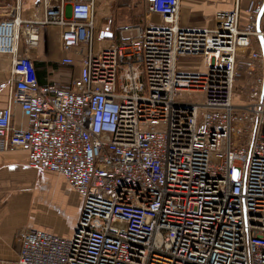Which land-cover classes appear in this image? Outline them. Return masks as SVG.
<instances>
[{"label":"built area","instance_id":"obj_1","mask_svg":"<svg viewBox=\"0 0 264 264\" xmlns=\"http://www.w3.org/2000/svg\"><path fill=\"white\" fill-rule=\"evenodd\" d=\"M145 2L160 22L124 24L107 45L96 0H38L35 19L21 0L0 6V152L24 151L82 197L71 237L22 229L0 264H264V0H236L212 28L178 24L180 0ZM48 26L59 64L79 66L69 86L38 82Z\"/></svg>","mask_w":264,"mask_h":264},{"label":"crops","instance_id":"obj_2","mask_svg":"<svg viewBox=\"0 0 264 264\" xmlns=\"http://www.w3.org/2000/svg\"><path fill=\"white\" fill-rule=\"evenodd\" d=\"M16 0H0V6L6 3H15ZM236 0H180L178 11V24L187 27L212 28L215 25V13L219 10L232 9ZM249 0H239L242 9ZM38 0H21V17L35 19L41 13V5ZM132 12V13H131ZM4 8H0V19L3 17ZM139 15L143 22H160L155 14H147L141 10L129 9L125 11L112 12L105 5L97 4L95 8L94 23L97 34L110 32L111 36L102 45H107L118 37V29L135 20ZM137 19V18H136ZM137 22V21H136ZM142 22V23H143ZM104 23V24H103ZM57 33L59 29L48 26L42 31V36L37 49L43 51L36 55L31 52L34 62H44L45 84H56L60 81H67L74 78L79 70L75 64L70 68L66 78L56 79L55 67L41 43L47 32ZM99 43V42H97ZM101 44V43H100ZM60 49V48H59ZM21 50L23 48L21 47ZM61 51V50H60ZM59 57L64 54L62 51ZM58 62L59 63V59ZM179 66L182 68L203 69L202 60L179 59ZM11 68V58L8 55L0 54V81L8 78ZM43 84V85H45ZM69 86V85H68ZM7 104L6 92L0 94V108ZM15 127L23 123L26 125V118L17 112ZM82 197L66 181L65 177L57 172L41 170L29 166L26 163L24 151H2L0 152V261H13L18 256L19 239L18 234L22 229H38L61 237H71L75 230L81 211Z\"/></svg>","mask_w":264,"mask_h":264},{"label":"rangeland","instance_id":"obj_3","mask_svg":"<svg viewBox=\"0 0 264 264\" xmlns=\"http://www.w3.org/2000/svg\"><path fill=\"white\" fill-rule=\"evenodd\" d=\"M100 4V5H105L106 7L110 8L112 12H117V11H125L126 14L129 13V9H136V12H139L141 10L146 12V2L145 0H96V5ZM132 13V12H131ZM140 17L139 15H137L135 17V20L132 22L135 23H142L143 19L142 18H138ZM137 18V19H136ZM159 18V17H158ZM160 20V19H159ZM137 21V22H136ZM104 24V23H103ZM44 37L41 41V43L44 45L45 51L46 53H48L49 59L56 64L55 66V75H56V79L62 80L64 78H66L67 74L70 72V66H63L60 65L58 62V58L59 55L61 54L60 49H59V37L57 35V33H51V32H47L46 34H43ZM97 35V34H96ZM117 39V38H116ZM115 40V39H113ZM107 40H98L97 42L103 44L105 43ZM43 50L42 49H35L33 50V52L36 55H39V53H41ZM190 60V59H196L194 57H184L182 58L183 61L186 60ZM199 58H197L198 60ZM68 72V73H67ZM57 85H61V86H68L70 84V79L67 81H60L56 83ZM179 98L186 100V101H194L197 99L201 98V95L199 93H194V92H181L179 94ZM235 100H240L241 101H247L248 98L246 97H237L235 98Z\"/></svg>","mask_w":264,"mask_h":264},{"label":"trees","instance_id":"obj_4","mask_svg":"<svg viewBox=\"0 0 264 264\" xmlns=\"http://www.w3.org/2000/svg\"><path fill=\"white\" fill-rule=\"evenodd\" d=\"M34 65L36 67V73H37V78H38V82L43 85L45 84V82L43 81V77L45 76V66L46 64L42 61V62H34ZM52 65L55 67L56 64L52 63Z\"/></svg>","mask_w":264,"mask_h":264},{"label":"water","instance_id":"obj_5","mask_svg":"<svg viewBox=\"0 0 264 264\" xmlns=\"http://www.w3.org/2000/svg\"><path fill=\"white\" fill-rule=\"evenodd\" d=\"M102 35H105L106 37H110L111 36V33L110 32H105L104 34H101Z\"/></svg>","mask_w":264,"mask_h":264}]
</instances>
